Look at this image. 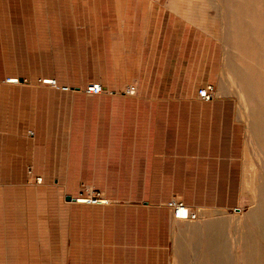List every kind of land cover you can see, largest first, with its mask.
Instances as JSON below:
<instances>
[{
	"label": "crops",
	"instance_id": "0c3cea01",
	"mask_svg": "<svg viewBox=\"0 0 264 264\" xmlns=\"http://www.w3.org/2000/svg\"><path fill=\"white\" fill-rule=\"evenodd\" d=\"M153 13L133 11L121 17L127 25L95 40L105 72L87 81L108 91L65 92L69 105L50 113L47 86L0 82V168L56 187L58 201L41 203L40 264H151L173 250L185 222L164 202L177 196L193 211L208 206V175L225 160L224 103L198 96L192 65L175 57L177 28L151 26L167 12ZM131 82L136 91L123 95ZM84 183L111 202L65 199Z\"/></svg>",
	"mask_w": 264,
	"mask_h": 264
},
{
	"label": "rangeland",
	"instance_id": "374dc122",
	"mask_svg": "<svg viewBox=\"0 0 264 264\" xmlns=\"http://www.w3.org/2000/svg\"><path fill=\"white\" fill-rule=\"evenodd\" d=\"M133 11L140 16L167 12L163 19H152L151 26L177 28L178 65L183 59L190 62L198 96L211 86L205 101H222L225 108V138L219 143L225 160L208 175V206L194 211L195 221L180 222L184 225L177 229L173 250L162 253L166 257L149 262L264 264V0H0V60L16 64L0 66V82L47 86L50 113L69 105L64 93H87L94 84L87 81L89 74L105 69L103 52L93 49L101 44L95 40L127 25L131 19L121 17ZM176 76L173 80L180 82ZM10 77L18 82L9 83ZM95 84L100 92L110 89ZM129 85L136 91L131 82L122 87L123 95ZM9 169L0 168V264H26L30 251L32 264H40L41 203L58 201L56 187L10 178L21 172ZM89 190L111 202L89 183L70 196ZM31 219L33 226H27Z\"/></svg>",
	"mask_w": 264,
	"mask_h": 264
},
{
	"label": "built area",
	"instance_id": "2783aa9c",
	"mask_svg": "<svg viewBox=\"0 0 264 264\" xmlns=\"http://www.w3.org/2000/svg\"><path fill=\"white\" fill-rule=\"evenodd\" d=\"M54 83V82H53ZM66 89V88H64ZM101 91V87L99 84H93L88 86L86 92L89 94H98ZM135 91L134 85H129L125 89V93L132 94ZM212 95V87L207 86L199 90V96L201 99L209 100V98ZM28 134H32V132H27ZM37 182L40 180L37 179ZM82 197L84 200L82 203H89V204H105L108 202L106 198H104L99 193H93L91 190L88 191L84 196H78ZM73 200H77V198H72ZM165 206L170 210L171 216L175 220H188V221H194L197 219V214L191 210L181 199L179 198H171L166 201Z\"/></svg>",
	"mask_w": 264,
	"mask_h": 264
},
{
	"label": "bare ground",
	"instance_id": "6f19581e",
	"mask_svg": "<svg viewBox=\"0 0 264 264\" xmlns=\"http://www.w3.org/2000/svg\"><path fill=\"white\" fill-rule=\"evenodd\" d=\"M15 82H18V80L16 79V78H11L10 79V81H9V83H15ZM44 83H46V84H51V83H55V81H52V80H45L44 79V81H43ZM77 202H79V203H82L84 200L82 199V197H78L77 198V200H76ZM178 221H182V220H178ZM185 222H189L188 220H184ZM195 221V220H194Z\"/></svg>",
	"mask_w": 264,
	"mask_h": 264
},
{
	"label": "water",
	"instance_id": "95a60500",
	"mask_svg": "<svg viewBox=\"0 0 264 264\" xmlns=\"http://www.w3.org/2000/svg\"><path fill=\"white\" fill-rule=\"evenodd\" d=\"M65 199L68 200V201H69V200H73V199L71 198V196H69V195L66 196Z\"/></svg>",
	"mask_w": 264,
	"mask_h": 264
}]
</instances>
